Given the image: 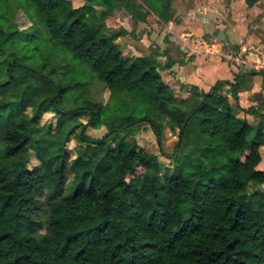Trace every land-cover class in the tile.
Masks as SVG:
<instances>
[{
  "label": "trees",
  "instance_id": "trees-1",
  "mask_svg": "<svg viewBox=\"0 0 264 264\" xmlns=\"http://www.w3.org/2000/svg\"><path fill=\"white\" fill-rule=\"evenodd\" d=\"M93 2L0 0V264H264V125L239 113L263 115L240 108L238 87L235 107L203 93L179 129L188 150L163 167L120 134L175 119L162 98L170 85L146 59L122 55L114 40L125 31L106 34L113 13ZM118 2L136 22L171 5ZM248 75L258 74L234 80ZM98 84L105 103L91 95ZM49 112L56 126L36 136ZM88 128L107 133L93 140Z\"/></svg>",
  "mask_w": 264,
  "mask_h": 264
},
{
  "label": "clouds",
  "instance_id": "clouds-1",
  "mask_svg": "<svg viewBox=\"0 0 264 264\" xmlns=\"http://www.w3.org/2000/svg\"><path fill=\"white\" fill-rule=\"evenodd\" d=\"M89 0H79L78 3H74L75 7H80L81 4L88 3ZM164 0H161L163 3ZM223 3H219L218 6L224 11V17L226 18L228 13L231 12V7L225 8ZM258 3L264 4V0H257ZM94 9L108 8L112 11L111 15L107 20L103 21L106 25L105 33L111 34L121 28L126 29L124 35L117 36L114 43L117 44L122 51V55L127 57L131 56L133 60L136 58H144L148 61L149 67L154 69L159 74L160 80L164 83H169L170 87L166 92L163 93V99L165 105L169 111H171L175 119L172 116L166 119L155 118L153 124L145 123L142 126H137L139 131L133 129V134L137 137L143 136L145 141H150L147 144L149 152L156 157L159 163H170V157L179 156L182 151H187L191 141V135L185 136L183 139H178L179 129L185 127L184 121L191 114L193 109L203 99V93L212 91L215 98L227 97L226 104L233 103L232 89L238 87L241 91L248 84L250 80H257L260 77H248L243 76L238 81L232 80L231 74L217 75L214 78L209 79L203 72L199 73L200 82L194 80V67H198L195 60H189L188 56L191 55L189 47L180 43L177 38V34L181 31L177 24L181 21L187 23V18L193 16V11H199V5L193 6L190 0H171L170 7L165 10L164 7L160 8L163 13L160 21V28L157 29L160 35H156V32L151 30L145 31V26L140 23L138 26H129L130 17L120 19L121 12L124 11L118 0H111L109 5H105L103 0H94L92 4ZM193 8V11L185 13V9ZM116 20L117 23H113ZM254 17L248 21L251 30L256 28L264 29V17L260 18L259 22H253ZM97 23H100L99 14L97 15ZM205 24L203 33L207 34V40L210 44L216 45L217 51L223 47L224 51L220 52L221 56L227 57V63H231L235 59L236 64L232 65L235 71L246 73L249 68L253 67L251 63L245 64L240 59L238 50L231 47L232 45L239 44L240 48H248L247 53L249 60H255L256 56L259 55L260 67L264 68V44H260V47L255 50V53L251 50L253 40L248 39L247 43H244L246 33L241 31L239 35L232 36L229 33H221L220 35H214V29L208 26L205 21H201ZM216 26L220 27L219 22H216ZM225 36H228L225 39ZM166 37V38H165ZM260 40H264V34H262L256 43L259 44ZM175 41V44L172 42ZM188 53V55H183ZM183 61V63H181ZM245 65L240 68L238 65ZM168 65V66H166ZM220 67H224L221 65ZM220 80L221 83L216 85L213 90V85L216 81ZM224 80H232V84L224 83ZM261 91L257 88H252L248 93ZM170 97L176 98L175 102L168 103ZM264 110V109H262ZM147 129V132L144 131ZM160 143L157 144L156 141ZM163 153V155L161 154ZM261 168H264V159L261 160Z\"/></svg>",
  "mask_w": 264,
  "mask_h": 264
},
{
  "label": "crops",
  "instance_id": "crops-1",
  "mask_svg": "<svg viewBox=\"0 0 264 264\" xmlns=\"http://www.w3.org/2000/svg\"><path fill=\"white\" fill-rule=\"evenodd\" d=\"M220 3L219 0H204L203 3L200 2V0H194L193 6L199 5L200 10L199 11H193V8H187L185 9V13L189 11H193V16L187 18V23L185 24L184 21H181L177 24V27L181 29V36H177V38L180 40V43L182 44V38L185 35L184 32L190 33L188 35H196L195 42L198 44L200 40L208 44V48L211 51L217 50L216 45L210 44L207 40L206 33H203V29L205 27L204 23H201V21H205L208 26H211L214 29V35H220L223 33H229L232 36H237L240 34L241 31L246 33V37L244 38V43L246 44L248 39H252L253 41H256L262 34H264V29L256 28L253 32L255 36L250 35L249 33V24L248 21L254 17L253 22H259L261 17H264V4L256 3L254 6L250 7L246 0H231L228 5H226L225 8L232 7L231 12L228 13L227 17H224V11L221 9V7L218 6ZM200 13V16H199ZM156 15V14H154ZM155 17V16H154ZM150 16L147 17L145 22H137L135 26H138L140 23H143L145 26V29H149L152 32H155L151 29L150 26ZM158 21L156 24H153V27H156V29L160 28V19L158 17H155ZM195 19V20H194ZM219 22L220 27L216 26V22ZM117 23V22H116ZM126 30V29H125ZM251 30V29H250ZM159 33V32H158ZM200 37H204L203 39H200ZM228 36H225V39H227ZM200 39V40H199ZM175 44V41L172 42ZM257 44V43H256ZM259 44H264V40H260ZM192 49L191 51V57L188 56L189 60H195L198 67H194V80L197 82H200V76L199 73L203 72L204 75H206L209 79L214 78L217 75H225L231 74L232 80L235 79L236 76H242L246 74H250L251 72H257L258 75L255 76H249L248 77H260L259 79L253 81L250 80L248 84L243 88L242 91L238 93V104L241 109L247 110L249 108H256L259 110L261 115L260 116H254V115H248L244 112L239 113V117L242 119H246L248 123H250L253 126L259 125L261 122H263L264 125V71H258L253 69L252 67L248 69L246 73H241L239 71H235L232 65H235L234 63H227V61H224L221 59L220 56H217L215 53L211 54H203V52H200L202 50H199L196 54V50H198V47L195 49ZM260 46V45H259ZM234 49L238 50L239 53H243V55H240V57L247 59L249 62L255 61V60H249V57L247 55L249 49L248 48H240L239 44L232 45ZM224 51V48H222ZM183 55H186V53H183ZM196 55V56H193ZM183 63V61H181ZM221 65H224V67H220ZM237 67H244V65L237 66ZM262 75H261V74ZM232 80H224V81H230ZM220 80H217L219 82ZM169 85L171 82L168 83ZM214 86V85H213ZM252 88L260 89L261 91H255L252 92L251 95L248 93L251 91ZM233 106L235 107V102L233 101Z\"/></svg>",
  "mask_w": 264,
  "mask_h": 264
},
{
  "label": "rangeland",
  "instance_id": "rangeland-1",
  "mask_svg": "<svg viewBox=\"0 0 264 264\" xmlns=\"http://www.w3.org/2000/svg\"><path fill=\"white\" fill-rule=\"evenodd\" d=\"M72 1H73V3H78V2H79V0H72ZM134 1H136L137 4H139L140 6H142V8L145 9L147 12L149 11V9H147V6H146L145 4H143L142 0H134ZM203 1H204V0H200L201 3H203ZM206 1H207V0H206ZM219 1H220V3H223V2H224V0H219ZM230 1H231V0H227V2L224 4V6L226 7V5H228V3H229ZM190 2H191V3H194V0H190ZM83 5H84V4H81V6H83ZM112 15H113V14H112ZM110 16H111V15L107 16V17H106V20H107ZM149 16L151 17V18H150V21H149L150 26H151V29H152L153 31L156 32V35H160V32L158 33L156 27H153V26H152L153 24H156V22L158 23L157 19L155 18V17H158V16H157V15H154V13H149V15H148L147 17H149ZM154 16H155V17H154ZM199 16H200V13H199ZM126 17H130V19H129V21H128L130 27H133V26L137 25V24H136L137 22L133 19L132 15H131L128 11L124 10V11L121 12V14H120V19H124V18H126ZM158 18H159V17H158ZM159 19H160V18H159ZM16 20L19 22V26H20V29H21V30H25V29H27V28L30 27V23L28 22V20L26 19V17H25L23 14L20 13V14L18 15V18H17ZM160 20H161V19H160ZM194 20H195V19H194ZM116 22H117L116 20H113V23H116ZM122 30L125 31V32L127 31V30H125L124 28H121V29H119V30L113 32L112 34L115 35V34L121 32ZM144 30L147 31V30H149V29H147V30L144 29ZM190 33H192V32H190ZM190 33L184 32L185 35H184L183 38H182V44L185 45V46H188V47H189V52H191L192 49L194 48V45H196V46H195V49H196V47H198V50H196V52H195L194 54H196L199 50H202V51H200V52H203V54H205V53H207V54H211V52H212V53H215L217 56H220L221 59H223L224 61H227L226 56H221V55H220V52L223 51V50H222L223 47L220 48V51H217V50L211 51V50L208 48V47H209L208 44H206L205 42H203L202 40H200V39H203L204 37H200V39H199L200 41L198 42V44H196V42H195L196 35H188V34H190ZM249 33H250V35L255 36L253 30H250V29H249ZM177 36H181V32H179V33L177 34ZM206 37H207V35H206ZM165 38H166V37H165ZM204 39H205V38H204ZM259 45H260V44H256V42L253 41L252 49H251V50L254 52L257 48L260 47ZM121 50L123 51V49H121ZM204 52H205V53H204ZM186 55H188V53H186ZM193 56H196V55H193ZM124 57H125V56H124ZM127 57L132 58L131 56H127ZM190 57H191V55H190ZM231 63H235V61H231ZM51 79H52L54 82H56V83H60V78H59V76H57V75H52V76H51ZM167 84H168V83H167ZM168 85H169V84H168ZM102 89H103L102 84H98V85L92 90L91 95H92V97H93V99H94L95 101H97V102H101V101L103 100V103H105V102L107 101V99H108V93H104V95H103V91H102ZM89 119H90V116L85 115V116H80V117L75 118V119H74V122H75L76 124H78V123L87 124L88 121H89ZM59 120H60L61 122H63V123H66V122H67L66 118H63V117H60ZM49 124L53 125L54 127H55L56 124H57V118H56L55 114L52 113V112L46 113V114L42 117L41 122H40L39 124H34V125H33V131H34L35 135H36V136H41V135L47 133V127H46V125H49ZM54 130H55V129H54ZM138 131H139V129H138ZM144 131L147 132V129H144ZM86 133H87V135H88L91 139H93V140H98V139H101V138L107 133V130H106L105 128H102V129H100V130H94V129H92V128H88ZM120 135H121V136H124L125 139H127V140H130V141L135 140V141H137L138 144H139V147H140V148H143V149H145L147 152H149V150H148V148H147V144L150 143V141H145V138H144L143 136H141V137H137L136 135H134V134H130V133H121ZM156 143H157V141H156ZM157 144H158V143H157ZM76 145H77V143H76V141H75L74 139H72V140L70 141V143L68 144V148H69V150L72 152V155L75 154V153H74V148L76 147ZM263 152H264V150H263ZM149 153H150V152H149ZM37 164H38V162L36 161V159H35L34 157H32V160H31V162H30V167H34V166L37 165ZM161 164L163 165V167L165 166V167L168 168V167L171 166V161H170V163H161ZM167 168H165V169H167ZM165 169H164V170H165ZM167 170H171V169H167ZM142 172H143V169L139 168V169H138V173L140 174V173H142ZM72 178H73V176H72L71 174H69V180H71ZM72 186H73V185L71 184V185H70V191H69L68 194H70V193L72 192V189H71ZM250 189L253 190L252 187H250Z\"/></svg>",
  "mask_w": 264,
  "mask_h": 264
},
{
  "label": "built area",
  "instance_id": "built-area-1",
  "mask_svg": "<svg viewBox=\"0 0 264 264\" xmlns=\"http://www.w3.org/2000/svg\"><path fill=\"white\" fill-rule=\"evenodd\" d=\"M255 53V51H254ZM227 58V57H226ZM241 60H243L245 62V64L251 63L252 65H254L252 68L258 71H264V68L260 67V59H259V55H257V59L255 61L249 62L247 59L240 57ZM232 61H235V59H233ZM236 64V61L235 63ZM243 65V64H242ZM241 66V65H238ZM245 66V65H244Z\"/></svg>",
  "mask_w": 264,
  "mask_h": 264
}]
</instances>
